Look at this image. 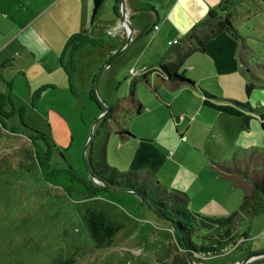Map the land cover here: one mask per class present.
Returning <instances> with one entry per match:
<instances>
[{
	"label": "rangeland",
	"instance_id": "rangeland-1",
	"mask_svg": "<svg viewBox=\"0 0 264 264\" xmlns=\"http://www.w3.org/2000/svg\"><path fill=\"white\" fill-rule=\"evenodd\" d=\"M103 7L106 10L108 6ZM220 9L232 14V26L241 35L236 39L242 60V70L238 72H242V77H247L253 86L264 87V0H228ZM42 41L47 43L43 38ZM10 56L11 59L16 55ZM200 56L191 54L181 65L186 73L181 69L178 73L185 79H199L200 85L213 93L229 94L226 88L239 83L234 73L222 79L216 77L218 83L227 82L226 88L210 89L214 82L211 81L212 72L202 66ZM69 57L68 53L64 66L71 74V87L78 97L70 92L67 73L63 74L59 63L58 68L64 76L63 89L56 81L52 82L56 75L49 69H26L27 77L24 78L27 82L22 83L10 76L17 72L14 68L8 72V79L4 73L0 74V264H66L67 261H72L71 264H179L183 261L188 264L180 242L174 238L172 224L158 218L141 204L139 198L115 192L84 197L79 192L84 188H78L77 180L92 181L85 158L89 160L91 152L96 153L103 137L111 135L106 143L107 159L131 164L132 158L126 152L132 142L127 143L119 137L120 127L129 128L135 136L145 134L155 129L164 114L158 110L161 109L158 101L151 97L153 93L140 86L134 89V95L144 105L142 117L132 116L135 107L129 110L127 103L122 110L117 108V102L127 98L122 96L127 95L128 90L120 87L119 97H114L115 89L107 79L105 91L112 97H100L97 92L100 70L93 79L86 80L94 95H79ZM87 58L83 55L77 66L82 73L89 70ZM46 74H51L47 79L50 86L41 91L42 88L35 86L47 82L40 78L47 77ZM137 75L131 74L132 77ZM103 83L104 80L99 87ZM157 91L161 99L164 97L169 101L167 103H173L172 109L177 112L179 108L191 120L198 115L199 111L192 105L193 96L182 89L169 92L165 87L157 86ZM240 93L241 90L234 87L230 94L235 97ZM174 97H184L187 104L179 100L176 106ZM105 101L114 104L115 110L106 124L101 115L103 107L110 106ZM96 120V133L93 132L92 142L84 151ZM98 129L101 137L97 134ZM190 130L194 132L196 128ZM208 137L204 138V132L196 140L191 134L181 135L180 144L168 151L167 162L157 177L168 184L169 193L174 171L183 169L194 174L198 177L197 182L191 183L188 189H176L189 199L188 208L199 217H225L239 209L245 193L233 179L222 175L210 163V158L215 160L217 153ZM45 150L48 152L46 166L40 159ZM85 187L89 185L85 184ZM91 216L95 223L101 221L96 232L90 226ZM105 226L112 228L109 234L105 233ZM236 232V247H226L215 255L190 252L196 263L241 264L246 259V264H264V255H256L264 252V212L243 219ZM243 233L246 238L241 241Z\"/></svg>",
	"mask_w": 264,
	"mask_h": 264
},
{
	"label": "crops",
	"instance_id": "crops-1",
	"mask_svg": "<svg viewBox=\"0 0 264 264\" xmlns=\"http://www.w3.org/2000/svg\"><path fill=\"white\" fill-rule=\"evenodd\" d=\"M105 1L103 5L108 7L104 10L102 5L92 23L93 0H0V74L4 73L8 79V72L14 68L17 72L10 76L22 83L25 80L27 82L24 78L27 77L26 69L45 71L49 69L56 75V80L52 82L56 81V85L63 89L64 76L61 75L58 63L63 74H66L64 59L69 53L73 59V71L76 77L73 76V78L77 84L75 89L79 95L92 96L94 92L87 83L88 79H93L103 65L116 55L111 64L101 71L97 84L98 95L112 97L106 94V79L108 84L110 82L115 89L114 97H119L118 88L120 87L124 88L122 90H128V94L122 97H128L131 92L134 93V89L140 86L153 93L151 97L158 101L161 106L158 110L164 114V117L162 116V120L157 122L153 131L149 130L145 134L139 133L136 136L131 133L132 137L122 138L127 143L132 142L126 152V155L132 158L131 164L112 162L106 156L107 164L121 172L146 171L153 177L152 181L161 183L159 185L163 186L167 192L168 184L160 182L157 176L167 162L168 151L180 144L181 135L187 137V134H191L194 140L202 135V132H204L205 139L210 135L208 142L213 144L217 153L215 160L210 158V163L217 167L229 163L234 153L249 149L264 150V131L261 129V127L264 128V87L254 86L251 94L246 95L245 84L250 81L247 77L245 79L242 77V72L241 74L238 72L242 70L240 66L242 60L238 55V41L231 34L222 31L207 39L203 51H194L191 54H200L199 61L202 62V66L212 72L211 81L214 82L209 86L210 89L220 90L221 86L226 88L224 86L227 82L223 80L218 83L215 81L216 77L219 76L222 79L234 73L239 83L231 88L227 87L226 90L228 89L227 91L231 93V90L236 87L241 90L240 95L236 94L234 97L230 93H213L201 86L199 79L191 77L188 78L192 80L194 87L181 86L173 89L168 86L166 74L161 68L163 64H170L174 66L175 73L178 74V69L186 73V69H182L181 65L191 54L181 63L178 61L179 54L186 52L190 46L196 45L198 38L204 39L208 35L209 27L206 21L209 12L215 10L219 15H224L227 10L226 12L219 10L223 3H228V0H125L128 19L133 28L132 40L128 46H126L127 37L124 27L117 16L118 0H107L106 3ZM155 26H158V29L153 33ZM83 32L92 42L70 55L71 51L65 50L66 43L74 35ZM42 38L48 44L43 42ZM124 47L125 50L120 53ZM14 54L15 58L10 59V55ZM83 55L89 57L87 60L90 67L87 73H82V70L77 68ZM39 60L41 61L39 64L35 63ZM132 69L141 72L145 69L146 75L140 73L132 77L130 73ZM79 74H81L80 77ZM50 75L40 76L47 82L38 83L35 87L42 88L41 91L49 87L50 81L47 79ZM250 76L252 77V74ZM66 77L69 79L67 74ZM192 77H195V74H192ZM103 80L104 83L99 87ZM157 86L165 87L169 92L182 89L186 94L193 96V108L199 111L196 118L191 120V117L178 108L179 116L178 112L172 109V102L167 103L169 101H165L164 97L161 99ZM69 88L70 92L78 97L71 87V79H69ZM202 91L212 95L213 98L207 97L211 102L231 106H236L234 102L248 103L249 108H239L242 112L241 116L220 112L204 103L205 96ZM134 96L137 97V95ZM174 99L176 106L179 100L184 102V97H174ZM105 103L114 108V104L106 101ZM125 103H127L126 98L117 102L118 109L122 110ZM139 103L142 106L141 111L139 113L132 111V116H143L144 105L141 101ZM193 108L192 111H194ZM129 110H132L131 105H129ZM96 127L97 123L93 132ZM124 128L120 127L121 130ZM194 128L196 130L191 132L190 129ZM105 154H107V148ZM91 157L95 158L92 152ZM229 178L233 179L231 176ZM197 181L198 177L188 171L183 169L174 171L170 177L172 190L169 193L181 187L188 189L191 183ZM105 193H110V191ZM132 203L135 204V201L133 200ZM156 216L163 218L157 214ZM99 223L101 221H98ZM93 224L94 227L91 229L96 232L98 224ZM109 228L112 230L111 227L105 226L106 234Z\"/></svg>",
	"mask_w": 264,
	"mask_h": 264
},
{
	"label": "trees",
	"instance_id": "trees-1",
	"mask_svg": "<svg viewBox=\"0 0 264 264\" xmlns=\"http://www.w3.org/2000/svg\"><path fill=\"white\" fill-rule=\"evenodd\" d=\"M104 1L105 0H93L91 15L92 23L95 21L96 14L102 7ZM208 16V20L206 21L209 27L208 35L204 39L198 38L196 45L190 46L186 52L179 54V63H181L184 58L189 56L194 51H203L207 39L222 31L228 32L235 39L240 38V34L232 26L230 19L231 14L229 12H226L224 15H219L215 10H212L209 12ZM90 42L92 41H89L85 32L78 33L68 40L65 45V50H70V55H73L75 52L79 51L82 46ZM72 60L73 59L70 57L69 61L71 65H73ZM161 68L166 74V82L168 86H171L173 89L181 86L194 87L191 79H185L182 74L175 73L173 65L163 64ZM66 73L69 79H71L70 72L66 70ZM72 73H74V71ZM253 87L254 86L251 82L245 84L246 95L249 96L251 94L254 90ZM202 94L205 96L204 103L206 105L229 115L241 116L242 112L239 108H249L248 103L234 102L236 106L217 104L207 99V97L213 98L212 95H209L205 91H202ZM126 100L127 104L131 105L132 109L135 107L136 112L139 113L141 111L142 106L135 98L133 92L129 94ZM111 117L112 115L107 113L103 116L102 122L106 124V120ZM261 118H263V115H261ZM94 131L95 134L96 130ZM100 132L101 131L98 129L97 134L99 137L102 135ZM118 134L121 139L133 136L127 128L122 129L121 132H118ZM106 143L107 137H103L101 144L98 146V149L94 154L95 158L92 159L91 157L87 160L92 172L100 179L117 189L133 190L139 193L140 196L149 204V209L154 208L166 216L163 218L168 221L171 219L175 222L183 236L185 245L191 253L215 255L218 254V251H222L226 247H236L235 245L237 243V239L235 234H237V225L240 224L243 219L252 218L264 212V152H259L255 149L245 150L241 153H234L231 157V161L225 165H218V167L214 165V167H217L222 175L233 177L235 185L244 189L245 196L243 197L239 209L229 213V215L225 217H207L203 215L202 217H199V215L193 213L188 208V198L184 193H180L177 190H173V192L168 193L163 186L159 185L157 181L153 182V177L146 171L121 172L108 165L105 154ZM36 148L37 147H35V149ZM38 153L39 152L36 151V154ZM43 155L44 157L40 158L41 160L43 159L41 164L44 162V165L46 166L48 152L45 150ZM77 181L80 185H82V187L78 185V188H84V191H79L84 197L95 195L98 192H109L105 187L96 185L92 181L90 183L86 182L87 180L85 179ZM85 184H88L89 187L86 188ZM89 222L91 228H93V223L95 222L93 221L92 216L91 219L89 218ZM109 233L110 228L108 234ZM173 234L174 238L179 243V238L174 227ZM244 238H246V233L242 234L240 240L242 241ZM179 246L183 248L180 244ZM71 262L72 261H67L66 264H71ZM179 264L185 263L183 261Z\"/></svg>",
	"mask_w": 264,
	"mask_h": 264
},
{
	"label": "water",
	"instance_id": "water-1",
	"mask_svg": "<svg viewBox=\"0 0 264 264\" xmlns=\"http://www.w3.org/2000/svg\"><path fill=\"white\" fill-rule=\"evenodd\" d=\"M125 0H118V6H117V16H118V20L119 22L123 25L124 27V32L126 33V37H127V45H129L130 41L132 40V32H133V28L129 22V19H128V15H127V11H126V6H125ZM125 46V47H126ZM125 47L123 49H121L120 53L123 52L125 50ZM116 56H114L113 58H111L100 70L103 71L104 69H106L110 64L111 62L115 59ZM98 79V77H97ZM96 79V80H97ZM95 84H96V81H95ZM104 109V112L102 113L101 115V118L106 115L107 113L110 112V108L108 107H103ZM98 122V120H96L93 125H92V128H91V131H90V135H89V138H88V142L86 144V146L84 147V151L86 150L87 146L90 144L92 138H93V129H94V126L95 124ZM85 161H86V164H87V171H88V174H89V177L91 178L92 182L96 185H100L102 187H105L108 191L110 192H115V193H125V194H130V195H134L135 197L139 198L141 200V203L143 205H145L146 207H149V204L140 196L139 193L133 191V190H120V189H117L115 188L114 186L108 184L107 182H105L104 180L100 179L98 176H96L88 162H87V159L85 158ZM151 210L156 213L157 215L161 216V217H166L164 214H162L161 212L157 211L156 209L154 208H151ZM169 221L173 224L174 228L176 229V234L179 238V242L180 244L183 246V250L185 252V255H186V259H187V262L188 264H198L196 263V261L194 260L193 258V255L190 253V251L188 250L187 246L185 245L184 243V239H183V236L182 234L180 233L179 229H178V226L175 222H173L171 219H169ZM256 255H264V252H259L257 253ZM247 260H243L241 262V264H246Z\"/></svg>",
	"mask_w": 264,
	"mask_h": 264
},
{
	"label": "built area",
	"instance_id": "built-area-1",
	"mask_svg": "<svg viewBox=\"0 0 264 264\" xmlns=\"http://www.w3.org/2000/svg\"><path fill=\"white\" fill-rule=\"evenodd\" d=\"M157 29H158V26H155V27H154V31H153V33H155ZM130 73H131L132 75H137V74L139 75L140 71L132 69V70L130 71ZM142 73L145 74V73H146V70L143 69V72H142Z\"/></svg>",
	"mask_w": 264,
	"mask_h": 264
},
{
	"label": "flooded vegetation",
	"instance_id": "flooded-vegetation-1",
	"mask_svg": "<svg viewBox=\"0 0 264 264\" xmlns=\"http://www.w3.org/2000/svg\"><path fill=\"white\" fill-rule=\"evenodd\" d=\"M117 108H118V107H117ZM103 110H104V109H103ZM103 112H104V111H103ZM114 112H115L114 108H111V107H110V112H109V113L112 115V113H114ZM109 113H108V114H109Z\"/></svg>",
	"mask_w": 264,
	"mask_h": 264
}]
</instances>
